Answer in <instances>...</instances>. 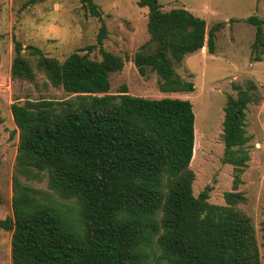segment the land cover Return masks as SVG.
Masks as SVG:
<instances>
[{"label":"trees","instance_id":"1","mask_svg":"<svg viewBox=\"0 0 264 264\" xmlns=\"http://www.w3.org/2000/svg\"><path fill=\"white\" fill-rule=\"evenodd\" d=\"M81 1L103 22L93 0ZM138 4L149 9L154 45L135 54L139 74H157L163 93L193 92L194 83L175 67L204 47L214 54L215 32L224 23L208 31L206 21L186 9L164 12L158 0ZM245 22L256 27L254 60L262 62L264 21L252 16ZM106 37L103 23L101 48ZM24 49L36 56L34 62L23 56ZM14 52L13 80L34 82L36 67L54 88L75 96L11 106L19 135L13 216L0 219V229L13 233L12 264H154L156 247L159 264H262L252 219L239 208L247 200L239 188L250 160V91L237 87V97H229L224 109V163L233 166L234 177L225 205H215L209 188L194 195L197 144L189 101L136 97L126 86L109 94L110 76L125 62L103 49L100 61L74 53L60 62L19 41ZM44 180L49 191L32 185ZM53 195L76 200L84 226L73 222Z\"/></svg>","mask_w":264,"mask_h":264},{"label":"rangeland","instance_id":"2","mask_svg":"<svg viewBox=\"0 0 264 264\" xmlns=\"http://www.w3.org/2000/svg\"><path fill=\"white\" fill-rule=\"evenodd\" d=\"M93 1L102 12L103 22L91 16L81 0H0V115L3 118L0 124V219L13 216L12 180L19 135L11 106L16 102L23 105L27 100L61 102L75 96L62 87L54 88L36 67L34 82L13 80L15 41L24 48L38 47L45 56L60 62L74 53L87 54L90 59L100 61L103 49L125 62L121 72L111 74L109 94H119L126 86L132 96L151 100L181 99L192 104L197 144L191 165L196 175L193 191L198 197L209 188L211 204L225 205L224 194L232 191L233 186L234 168L224 163L225 106L229 97H237L238 88L250 91L254 97L246 110V130L250 137L246 149L250 160L239 188L247 200L239 208L252 219L264 264V55H261L262 62L254 60L256 27L245 22L252 16L264 21V0H158L164 12L186 9L204 19L208 31L224 23L215 32L214 54L204 47L186 56L183 63L175 67L183 80L194 83L195 90L171 93L161 92L157 74L148 72L143 77L133 63L135 54L143 47L148 51L154 49L147 30L149 9L140 7L139 0ZM103 23L107 37L101 48L98 35ZM89 46L94 49L86 51ZM26 50L23 56L34 62L36 56ZM32 185L49 191L47 180ZM53 198L70 214L73 222L84 226L76 200H64L56 195ZM7 235L0 229V264H12L4 249ZM151 261L163 262L159 248H155Z\"/></svg>","mask_w":264,"mask_h":264},{"label":"crops","instance_id":"3","mask_svg":"<svg viewBox=\"0 0 264 264\" xmlns=\"http://www.w3.org/2000/svg\"><path fill=\"white\" fill-rule=\"evenodd\" d=\"M7 233L8 235H7V240L4 244V249H6V254H8V258L11 261L12 260V234L13 233L12 232H7ZM1 264H5V263L3 262Z\"/></svg>","mask_w":264,"mask_h":264}]
</instances>
